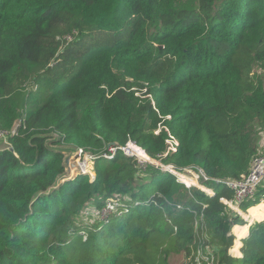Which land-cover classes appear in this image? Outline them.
<instances>
[{"label":"trees","instance_id":"1","mask_svg":"<svg viewBox=\"0 0 264 264\" xmlns=\"http://www.w3.org/2000/svg\"><path fill=\"white\" fill-rule=\"evenodd\" d=\"M255 67L264 0H0V264H173L179 252L185 264L199 252L211 264H264V217L231 253V226L245 220L219 200L264 132ZM50 131L95 155L94 176L32 199L62 170L38 136ZM168 133L178 143L162 155ZM127 140L200 168L214 193L120 151L101 156ZM262 200L264 180L239 206Z\"/></svg>","mask_w":264,"mask_h":264},{"label":"built area","instance_id":"2","mask_svg":"<svg viewBox=\"0 0 264 264\" xmlns=\"http://www.w3.org/2000/svg\"><path fill=\"white\" fill-rule=\"evenodd\" d=\"M14 129V127L12 128ZM158 130H156L157 132ZM1 133H3L1 131ZM6 133V132H5ZM4 135V133H3ZM166 148L162 155H166L170 152L175 151L177 146V139L170 133H168L166 139ZM116 151H120L125 155H129L135 158L137 165L140 168H144L147 162L152 163L159 168L173 174L179 182L183 183L186 187L195 186L201 189L203 192L207 194L214 193V188L207 186L201 182V180H207V176L200 168L192 169L188 168L185 170H181L171 163H163L159 159L153 158L149 156L139 145H137L134 141L127 140L123 145H117L115 143L108 145L106 150L101 153V156L110 158ZM82 156L80 160L78 157ZM95 155L90 151L79 147V155L76 160L79 163L80 169L82 173H86L90 178H93ZM264 180V154L256 153L250 163L249 170L246 175L240 177L237 180H225L222 181L223 184L228 186L232 190V196L230 198L220 197L219 200L226 204V206L235 212L240 218L248 221L249 217L245 213V210L240 208V203L245 200L247 197L252 196L256 191L257 187ZM106 208L113 209L114 203L107 202ZM250 207V206H249ZM105 210V208H104ZM107 210V209H106ZM109 210V209H108ZM250 221V220H249ZM206 260H208L212 255H204ZM196 259V258H195ZM197 264V260H196ZM209 264V262L207 263Z\"/></svg>","mask_w":264,"mask_h":264},{"label":"water","instance_id":"3","mask_svg":"<svg viewBox=\"0 0 264 264\" xmlns=\"http://www.w3.org/2000/svg\"><path fill=\"white\" fill-rule=\"evenodd\" d=\"M39 137L43 138V144L49 151L58 152L61 154V166L62 170L56 174L53 182L45 189L36 191L32 199L49 192L50 190L59 187L65 180L74 177L77 173L81 172L77 156L79 155V147L72 143H64L60 140V135L57 132L50 131L43 134H39ZM113 142L108 143V145ZM10 150L12 148L10 147Z\"/></svg>","mask_w":264,"mask_h":264},{"label":"rangeland","instance_id":"4","mask_svg":"<svg viewBox=\"0 0 264 264\" xmlns=\"http://www.w3.org/2000/svg\"><path fill=\"white\" fill-rule=\"evenodd\" d=\"M255 72H257L261 78V86H262V90H263V93H264V70L259 68V67H255L253 69ZM17 124L16 121L13 122V125L12 127H15ZM11 127V129H12ZM1 131L3 133H5L7 130H4L1 128L0 126V146H4L6 145V141H5V136L3 135V133H1ZM253 146L256 150L257 153H260V152H264V132L263 131H259L257 132L254 137H253ZM82 158V156H79L78 157V160H80ZM76 160V159H75ZM92 167L94 168V166L92 165ZM253 206H250L246 209V214H249V211L253 210ZM112 210L110 209L109 207L108 208H105V210ZM260 211V212H258ZM257 212L253 213L252 215H255V218L256 219L257 217L258 218H262L264 217V200L262 201V206L260 207V209L258 210ZM250 223H244V224H240V223H233L232 226H231V230L233 229V235H234V239H233V244L230 248V252L231 253H238L239 252V243H240V238L239 240L237 239V237L235 236V234H237V236L241 237V235L243 234V232H246L247 231V227ZM204 254H202L201 252H199L197 255H196V260H197V264H202V259L203 260H206L205 257H203ZM170 261L173 263V264H185L188 262V260L190 259L189 256H185L184 257V253L182 252H179V253H175V254H172L170 257H169ZM213 258L210 257L208 259V262L209 264L212 263V260Z\"/></svg>","mask_w":264,"mask_h":264},{"label":"crops","instance_id":"5","mask_svg":"<svg viewBox=\"0 0 264 264\" xmlns=\"http://www.w3.org/2000/svg\"><path fill=\"white\" fill-rule=\"evenodd\" d=\"M0 137H2V136H0ZM5 141H6V138H5ZM263 201V200H262ZM262 201H260V202H258V203H256V204H254V205H251V206H253V207H255V208H253V210H251V211H249V214H247L248 215V217H249V219H248V221H246L245 220V223H252L255 219V215L257 214H255V215H252L253 213H255V212H257L259 209H260V207L262 206ZM258 212H260V211H258ZM258 218V217H257ZM250 220V221H249ZM248 227H249V225H248ZM247 227V228H248ZM232 232H233V229L231 230ZM247 231H248V229H247ZM246 231V232H247ZM246 232H243V234L241 235V236H243ZM234 233V232H233ZM235 236L237 237V239L239 240V236H237V234H235Z\"/></svg>","mask_w":264,"mask_h":264}]
</instances>
